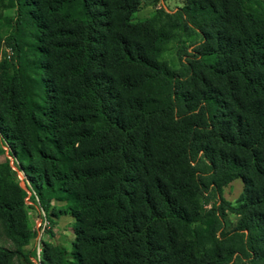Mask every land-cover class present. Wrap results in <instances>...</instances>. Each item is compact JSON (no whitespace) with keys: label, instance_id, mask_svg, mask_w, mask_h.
Returning <instances> with one entry per match:
<instances>
[{"label":"trees","instance_id":"1","mask_svg":"<svg viewBox=\"0 0 264 264\" xmlns=\"http://www.w3.org/2000/svg\"><path fill=\"white\" fill-rule=\"evenodd\" d=\"M149 1L0 0V264H264V0Z\"/></svg>","mask_w":264,"mask_h":264},{"label":"rangeland","instance_id":"2","mask_svg":"<svg viewBox=\"0 0 264 264\" xmlns=\"http://www.w3.org/2000/svg\"><path fill=\"white\" fill-rule=\"evenodd\" d=\"M182 0H156V1H149L143 4L142 8L134 13L131 17L132 22L141 21L144 19H147L153 15L156 9L163 8L165 10L173 11L176 7H181ZM6 15H11L12 12L10 10L5 11ZM3 149V148H2ZM4 150V149H3ZM19 184L22 186V183L19 182ZM242 184L241 181L236 179L232 181V183L225 187L222 191V197L233 203L235 199L238 197V195L242 191ZM38 212L35 208L29 210V224L32 231V235L28 240V243L26 245V250H35L36 242L38 240V236L36 235L34 229H36L37 225V219H38ZM55 226L51 229L52 233L54 234L55 240L59 243V245L64 248L68 249L69 242L71 240V223L72 219L70 217H60L57 220L54 221ZM234 223V219L228 217L225 222L226 229H230ZM41 240L49 241L50 239L47 237L46 233L42 235ZM3 243L0 238V244ZM35 254V251H34ZM31 264H37V261L34 257L31 258Z\"/></svg>","mask_w":264,"mask_h":264},{"label":"built area","instance_id":"3","mask_svg":"<svg viewBox=\"0 0 264 264\" xmlns=\"http://www.w3.org/2000/svg\"><path fill=\"white\" fill-rule=\"evenodd\" d=\"M5 53H6V57L9 58L10 56V50L8 48H5ZM15 171V168H12ZM17 179L22 183L23 181V174L19 171H17ZM28 195L30 194H34L31 190L28 191L27 193ZM38 205V204H37ZM37 212H38V221H37V227L36 229H34L36 235L38 236V240L36 242V246H35V259L37 261V264H40V257L42 254V245L41 242L44 240H41V237L43 235V233L45 234V230L48 229L49 225H48V221L45 218V215L43 213V211L41 210V208L39 206H37Z\"/></svg>","mask_w":264,"mask_h":264}]
</instances>
